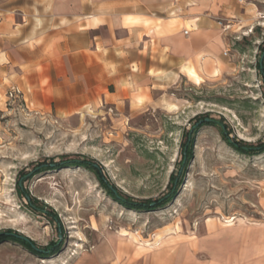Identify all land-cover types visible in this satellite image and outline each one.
<instances>
[{"label": "rangeland", "instance_id": "obj_1", "mask_svg": "<svg viewBox=\"0 0 264 264\" xmlns=\"http://www.w3.org/2000/svg\"><path fill=\"white\" fill-rule=\"evenodd\" d=\"M234 1L219 76L200 86L184 80L159 107L133 117L109 109L59 117L7 98L0 234L32 250L0 240V264H264V0ZM202 118L226 125L255 153L233 150ZM74 160L92 162L121 198L154 208L124 207Z\"/></svg>", "mask_w": 264, "mask_h": 264}, {"label": "crops", "instance_id": "obj_2", "mask_svg": "<svg viewBox=\"0 0 264 264\" xmlns=\"http://www.w3.org/2000/svg\"><path fill=\"white\" fill-rule=\"evenodd\" d=\"M235 11L234 0H0V114L11 90L59 117L159 107L192 82L188 66L219 76L233 34L219 22Z\"/></svg>", "mask_w": 264, "mask_h": 264}, {"label": "trees", "instance_id": "obj_3", "mask_svg": "<svg viewBox=\"0 0 264 264\" xmlns=\"http://www.w3.org/2000/svg\"><path fill=\"white\" fill-rule=\"evenodd\" d=\"M262 73L264 75V72H262ZM202 119H204V118H202ZM202 124L203 125H209V126L217 127L220 130L222 139H224L227 142V144L233 150L237 151L238 153L243 154V155H252L253 153H255V150L256 149L253 148V146H251L249 144H245V145L243 144V145H241L242 143H236L233 140H231L229 138V132H228V129H227V126L226 125L221 124L220 122L214 121V120H210L209 122H206L205 119L203 120V123ZM198 129L199 128H192L191 131H188L186 133L187 134V138H186L187 139V142L185 143L184 148H183V158H187V160L192 157V154H193V145H192V142L194 140L195 135L198 132ZM71 163H73L71 165H79L80 167L85 168L88 171L99 175L100 182L109 189V192L112 195V197L115 198L116 201L118 203H120L121 205H123L124 207L129 208V209H132V210H144V209H147V208L148 209H151V208L153 209L154 208V206H150V205H144V204H141V203H139V204L138 203H132V202L127 201V200L121 198L120 196H118V194L116 192H114L109 187V185L107 184V182L102 178V176L100 175V169L98 167H96L92 162H86V161H81V160H74V161H71ZM61 165H68V162H64ZM23 178H24V176H20V179L19 180L21 181ZM19 192L21 194H23L25 192V197L28 199L29 207L33 211H39V212H41V210H39L38 208H36V204H35L34 200L32 198H29L30 196H29L28 192L24 191L23 190V187L21 185L19 186ZM170 198L166 199L165 201H163L160 204H165V202H167ZM156 207H158V204H156L155 208ZM5 239L6 240H9V241L18 242V243H20L22 245L27 246L29 249L32 250L31 246L29 244H27L26 242L21 241V240H19L17 238H14V237L6 236L5 234H0V240L2 241V240H5Z\"/></svg>", "mask_w": 264, "mask_h": 264}, {"label": "bare ground", "instance_id": "obj_4", "mask_svg": "<svg viewBox=\"0 0 264 264\" xmlns=\"http://www.w3.org/2000/svg\"><path fill=\"white\" fill-rule=\"evenodd\" d=\"M188 78L194 82V84L200 86L204 82V79L194 70L193 67L188 66L185 70Z\"/></svg>", "mask_w": 264, "mask_h": 264}, {"label": "built area", "instance_id": "obj_5", "mask_svg": "<svg viewBox=\"0 0 264 264\" xmlns=\"http://www.w3.org/2000/svg\"><path fill=\"white\" fill-rule=\"evenodd\" d=\"M240 3H243L244 0H239ZM225 22V21H224ZM220 25H222L223 29L225 31H229L231 29V23L228 22V24H224L223 21L219 22ZM187 33V32H186ZM227 55V53H225ZM8 97L10 100L15 101L19 99L20 97L22 98L21 94L17 90H11L8 94Z\"/></svg>", "mask_w": 264, "mask_h": 264}, {"label": "water", "instance_id": "obj_6", "mask_svg": "<svg viewBox=\"0 0 264 264\" xmlns=\"http://www.w3.org/2000/svg\"><path fill=\"white\" fill-rule=\"evenodd\" d=\"M206 122H209L210 121V119H206L205 120ZM21 239H24V238H22V237H20ZM32 247H33V249L35 250V251H37V252H39L40 250H38L34 245H32Z\"/></svg>", "mask_w": 264, "mask_h": 264}]
</instances>
